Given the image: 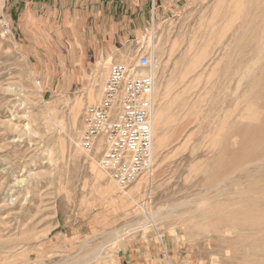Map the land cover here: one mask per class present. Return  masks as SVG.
Returning a JSON list of instances; mask_svg holds the SVG:
<instances>
[{
  "label": "rangeland",
  "instance_id": "1",
  "mask_svg": "<svg viewBox=\"0 0 264 264\" xmlns=\"http://www.w3.org/2000/svg\"><path fill=\"white\" fill-rule=\"evenodd\" d=\"M19 2L0 0V264H264V0H171L105 57L39 41ZM119 64L155 82L152 168L122 190L79 147Z\"/></svg>",
  "mask_w": 264,
  "mask_h": 264
},
{
  "label": "built area",
  "instance_id": "2",
  "mask_svg": "<svg viewBox=\"0 0 264 264\" xmlns=\"http://www.w3.org/2000/svg\"><path fill=\"white\" fill-rule=\"evenodd\" d=\"M138 63L140 67L149 65L146 56H140ZM154 83L150 76L113 65L101 101L85 111L79 147L90 151L100 142L99 167L121 190L152 168Z\"/></svg>",
  "mask_w": 264,
  "mask_h": 264
},
{
  "label": "crops",
  "instance_id": "3",
  "mask_svg": "<svg viewBox=\"0 0 264 264\" xmlns=\"http://www.w3.org/2000/svg\"><path fill=\"white\" fill-rule=\"evenodd\" d=\"M171 0H21L26 10L23 19L31 18L38 40L61 36L70 46L85 54L102 57L114 50L121 35L132 34L139 24L142 11L148 19L158 18L155 11ZM20 6V7H21ZM22 8V9H23ZM115 45V46H114ZM76 60V59H74ZM162 252L141 249L124 258V264H156Z\"/></svg>",
  "mask_w": 264,
  "mask_h": 264
},
{
  "label": "bare ground",
  "instance_id": "4",
  "mask_svg": "<svg viewBox=\"0 0 264 264\" xmlns=\"http://www.w3.org/2000/svg\"><path fill=\"white\" fill-rule=\"evenodd\" d=\"M153 112H154V108H153V110H152V112H151V120H150V127H152L151 125H152V119H153ZM156 119H158V117L156 116ZM160 120V119H159ZM156 121H158V120H156ZM153 132V131H152ZM152 143H153V140H152ZM151 149H152V144H151ZM153 150V149H152ZM151 156H152V152H151Z\"/></svg>",
  "mask_w": 264,
  "mask_h": 264
}]
</instances>
